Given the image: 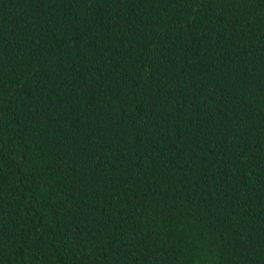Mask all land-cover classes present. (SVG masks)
<instances>
[{
	"label": "trees",
	"instance_id": "trees-1",
	"mask_svg": "<svg viewBox=\"0 0 264 264\" xmlns=\"http://www.w3.org/2000/svg\"><path fill=\"white\" fill-rule=\"evenodd\" d=\"M0 264H264V0H0Z\"/></svg>",
	"mask_w": 264,
	"mask_h": 264
}]
</instances>
